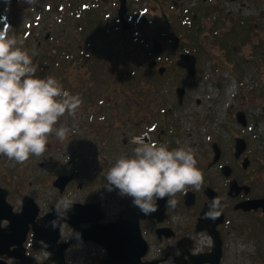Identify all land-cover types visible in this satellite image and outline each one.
<instances>
[{
	"label": "flooded vegetation",
	"instance_id": "flooded-vegetation-1",
	"mask_svg": "<svg viewBox=\"0 0 264 264\" xmlns=\"http://www.w3.org/2000/svg\"><path fill=\"white\" fill-rule=\"evenodd\" d=\"M151 1L158 6V10L165 8L160 0H150V4ZM170 2L169 10L174 15L185 8L181 0ZM203 2H210L207 10L212 9L214 13L222 9L215 0ZM137 3L146 4V0H138ZM108 4V15L115 17V24H106L108 43L101 45L98 42L103 33L93 34V37L89 35V53L86 45H79V56L75 57V61L78 60V65L84 68L90 54L100 56V53L110 55L114 51H125L126 56L117 59L118 72L112 78L114 85L109 83L103 93H91L90 97L82 95V101L86 99L88 102H91V96L96 95L94 99L98 101V106L91 109L84 101L76 114L71 116L72 124L67 121L66 115L61 118L58 125L68 127L72 133L73 139L66 140L68 150L59 156L47 150L40 160H33L35 156H31L25 163H19L20 171L16 175L5 177L0 170V190L4 192H0V226L7 230L11 225L9 218L17 221L10 226L7 239H0V264H34L30 260L22 263L17 257L21 248L14 244L22 238L25 221L30 219L24 203L33 207L35 203L39 211L35 225L40 227L43 220L57 215V201L66 194L74 200L73 207H76L65 214L63 236L59 230L60 244L56 243V252L54 256L49 254L47 262L38 263L34 258L37 251L43 250L32 248L29 237H36V232L28 226L24 244L37 264H57L51 260L57 257L59 261L61 252L69 264L66 250L71 252L76 244L89 246L88 253H97L101 263L105 264V260L110 258V250L129 245L130 239H141L145 244L139 264H184L185 260L181 258L184 254L190 262L188 255L192 261L198 241L204 242L203 239L209 240L212 247L202 253L205 256L212 255L213 250L212 256H215L219 248L218 264H229L227 251L231 248L230 239H241L240 246L248 253V257L245 254L244 258L241 257V264H264V134L260 133V127L264 126V107L259 108L256 95L250 96L245 90H234L230 85L229 91H223L213 84L209 87L212 95L206 97L208 101L205 103V106H210L202 108L203 101L194 91L203 78L199 74L202 67L200 60L193 52L196 39L199 41L198 34L203 30L218 29L216 38L221 50L227 52L228 60H224L231 68H239L242 61L252 67L257 65L256 50L249 55V59L241 60L243 50L234 46L236 44L228 43L229 36L236 31V20L231 17L232 14L220 16L221 27L217 22L209 27L204 24L196 38L189 33V38L185 39L179 37L175 21L171 23L164 13L165 24H158L150 16L151 12L135 11L131 0H127L128 10L124 17L120 12L121 0H111ZM205 17L208 18V15L205 14ZM125 21L131 28L129 24L125 25ZM193 21L189 19V27L197 26ZM103 26L100 24V32H103ZM146 26L150 30L143 35L141 29ZM155 28L158 34L153 31ZM83 31L84 28L80 31L81 35ZM97 43L100 46L96 49ZM211 45L217 44L205 43L208 50ZM126 46L131 47L133 53ZM158 50L160 53L156 52ZM127 51L131 55L130 60H126ZM236 51L239 55L234 56ZM183 56L197 58L194 76L180 66ZM99 62L100 66L109 68V60L97 57L94 62L89 61L98 66ZM131 68L138 74L132 81ZM230 77L238 79L233 74ZM231 102L235 106L220 109L217 113L209 109L214 104ZM137 138L146 143L167 145L169 149L181 146L192 148L196 153L197 167L203 173L200 189L189 187L185 192L178 193L174 197L177 200L175 207L166 206L167 198L159 200L158 211L151 215L140 212L133 206L132 199L121 196L119 190L109 191L108 170L117 158L134 155ZM37 167L41 174L47 175L46 178H53L50 187L56 191L54 198L46 197L40 191L43 185L38 181L41 175H36ZM23 175H27V179L32 178L26 186L17 184ZM3 181L4 186L1 184ZM2 198L9 208L2 209ZM214 200L219 201L215 208L212 207ZM210 210L215 213L214 218H209ZM68 220L77 223V226L64 222ZM44 229L49 231V225ZM139 253L140 249L135 251V257ZM38 254L37 258L41 260L43 255Z\"/></svg>",
	"mask_w": 264,
	"mask_h": 264
},
{
	"label": "rangeland",
	"instance_id": "rangeland-1",
	"mask_svg": "<svg viewBox=\"0 0 264 264\" xmlns=\"http://www.w3.org/2000/svg\"><path fill=\"white\" fill-rule=\"evenodd\" d=\"M109 1L111 0H70L71 4L68 5L64 0H40V3L35 6V8H32L33 6L27 3L26 0H0V30L4 29L6 25L11 26L9 35H12L14 32L13 35L23 37L24 48L28 44L26 49L29 50L30 55L35 53V55H32V58L34 60H36L35 56L44 53L42 52V50L38 52H35L34 50L40 49L43 45H47L48 38L50 41L54 39V42H58L59 39L61 41V43L59 44H63L65 49H68L66 50L68 52H65L64 55L62 53H58L60 56H64L63 64L61 66L59 65V68H57V64H54L55 66H53V64H50V62H48L47 60H42V63L48 62V64H50L47 68V71H45L41 70L42 68H40L38 62H35V64L39 67L37 76L41 77V74L43 73L48 76H53L58 79L63 85L64 89L69 91L71 94H78L81 99L83 98L82 95L90 97L91 93H103L108 88L109 83H114L112 82V78L118 72L117 64L119 62L117 61V59H119L120 57L124 58L126 56L125 51H123L122 53H117L114 51L111 52L110 55H108L107 53L102 55L100 53V56L93 53L90 54V57L87 58L86 62L84 63L85 68L76 66L78 64V60L75 61V57L79 56V45H86L88 49L87 53H89L90 48L87 44L88 42H90L89 35L93 37V34H98V32L103 33V37L98 42L101 43V45L108 43V39L106 38L105 34L109 30L106 24H115L114 16L110 17L109 19L107 18V21L104 19L105 14L109 13ZM135 1L136 0H131V2H133V6L135 7V11H140L143 8H148L149 13L151 12L150 16H153L155 18V22L157 21L158 24H165L163 13L171 23L172 21H176L177 23L175 22L174 26L176 27L177 32L180 33V37H183L185 39L189 38V33L193 35V38H196L197 34L199 33L198 30L202 29V25L204 24L209 27L213 22H217L218 26L221 27V23H219V20L221 19L220 16L223 15L225 11V16H228V12L232 11L234 14H232L231 17L235 18L236 21L238 19L248 21L249 28L253 24L257 23V27H255L256 32L251 30L241 31V29H238L235 33L236 36L234 39L233 35L229 36L230 43H236V45L234 46L243 50V52H241L242 57L239 58L241 60L244 59V57H246V59H249V55L254 54L255 49L253 47L255 45L251 42V39L255 40V34L258 35L257 39L255 40L256 46L258 47L256 53L259 56L262 55L261 47L264 42V0H230L231 2L229 0H215L218 4L223 5L224 7L223 11H215L213 15V18L215 19H208L207 17H205V14L208 12L206 9L209 7L208 3L210 2L204 3L203 0H181V2L185 5V8L176 11V15H174L170 11V0H160L165 6V8H161V10H158V6L152 1V4H150V0H146L147 5H139L138 3H134ZM90 2L101 3L102 5L99 9L96 10L93 17L89 16L88 12L86 13V10L83 11L81 10V8L78 10L80 5ZM49 5L53 6V10L47 11ZM59 5L65 6V9L61 10V13H58V11H56L57 6ZM69 6H72L74 10H72V8ZM187 10H191L192 12H187ZM92 11H94V9ZM75 12H77V14L82 13L83 17H81V19H76L74 14ZM158 16L160 17V19H158ZM63 17H67V20L63 19ZM187 18L195 20L197 27L194 29H190L191 27H189V24L183 25V22L187 20ZM29 23H32V27ZM100 24H104L103 32H100L98 29L100 28ZM82 28H84L83 35L80 34ZM141 30V33L143 35H146V30L148 31L150 30V28L147 27L145 31H143V29ZM153 31L158 34L157 28L153 29ZM28 33L29 36L27 35ZM217 34L218 29H215L213 31H206L205 29L198 34L199 41L197 42L196 39V43L194 45V55H196V57L200 60L202 66L199 74L201 78L203 77L200 81V85L194 91L195 94L199 96L198 99L203 101L202 108L210 106L208 104L205 106V103H207L208 101V98L206 97L208 95H212L211 88L209 89L210 85L214 84V86H219L223 91H229L230 85H234V80L230 77L232 74L237 76L238 79H236V82L238 84L241 83L244 86L242 90L250 93V96L256 95L258 107H264V61L260 62L259 58L256 57L257 65L254 64L253 67L250 66V64H245L244 61L239 63V68L229 67L230 65L225 62V60H228L227 52L221 50V47L219 46L220 42H218V38H216ZM244 37L247 39L246 44H243ZM99 43H97L96 49L100 46ZM113 43H116V41H113ZM205 43H214L217 45H211L210 49L208 50L205 46ZM200 47L201 50H199ZM228 47L230 48V45ZM125 48L133 53L131 47L126 46ZM102 49H104V47H102ZM48 52L49 51H47V53ZM238 52L239 51L234 52V56L239 55ZM128 53L129 52L127 51L126 60H130L129 58L131 57V55ZM224 53L225 55L223 57L222 55ZM97 57L100 59L109 60V68L100 66V62L99 66L89 63L90 60L94 62ZM260 60H264V57L261 56ZM130 72L133 76L131 81L135 80V77L138 75L135 74V69L131 68ZM250 81H252L251 84ZM135 86H138V84H136ZM245 87L249 88L246 89ZM127 90L131 91V88H128ZM95 96L96 95L91 96V102L86 101V99L83 100V102L86 101L87 107L94 109L98 106V101L94 99ZM223 97H225L226 99L225 95ZM233 106H235L233 102L224 105L214 104L213 107L209 109L212 112L217 113L220 109H228ZM193 109H196L195 103L193 105ZM66 118L69 123H73V118L71 117V115L66 114ZM59 126L60 125H57V127ZM260 129V133L264 134V126L260 127ZM93 134L95 135V133ZM71 135L72 133L70 131L65 140L59 141L53 134L49 137L47 150L51 154L57 156L61 155L63 151L68 150L67 145L69 143L66 142V140L73 139ZM213 138L216 139V137ZM45 154L40 157L35 156L33 157V160H40L43 156H45ZM19 168V163H17L16 161L9 160L5 156H0V170L5 177L9 175L19 174ZM35 170L36 175H41L38 181H41L43 185L40 189L42 194L46 197L54 198V195H57L56 191L50 187V183L52 182L53 178H46L47 175L45 173L41 174V170L39 169V167H37V169ZM31 179V177L27 179V175H23L21 179H18L17 184H28ZM1 184L4 186L5 182L3 181ZM43 201L46 202L47 200ZM49 201L50 203H52V200ZM44 208L45 207H43L42 209ZM30 227L32 228L33 226L30 225ZM240 240L241 239L228 240V243L231 244V248L229 249V251H227L229 264H241V257L244 258V254L248 257V253L243 250V247L240 246ZM203 241L204 242H202V240L198 241V248L196 249V253L193 257H197V254L202 255V253L206 252L208 248H212L209 240L203 239ZM88 248L89 246L76 244L71 252L66 250V261L69 264H102L99 255L97 253H88ZM39 252L41 255H43L41 257V260L37 258ZM37 255L34 256V258L39 261L38 263L47 262L48 258H50V255L45 251H37Z\"/></svg>",
	"mask_w": 264,
	"mask_h": 264
},
{
	"label": "clouds",
	"instance_id": "clouds-1",
	"mask_svg": "<svg viewBox=\"0 0 264 264\" xmlns=\"http://www.w3.org/2000/svg\"><path fill=\"white\" fill-rule=\"evenodd\" d=\"M35 8L40 0H26ZM11 26L0 30V156L25 163L31 156H42L53 134L59 141L67 138L70 129L59 124L66 114L74 116L81 107V97L65 90L53 76H37L38 65L24 48V38L9 35ZM134 155L117 158L107 173L109 191L119 190L132 199L133 206L145 215L158 211V201L167 198V207H175L174 197L192 187L199 190L203 173L197 167L195 151L181 146L146 143L137 138ZM69 195L56 204V218L49 222L53 229L74 205ZM219 201L214 200L215 208ZM63 209V214L61 213ZM215 213L210 210L209 218ZM72 231V230H71ZM71 234V233H70Z\"/></svg>",
	"mask_w": 264,
	"mask_h": 264
},
{
	"label": "water",
	"instance_id": "water-1",
	"mask_svg": "<svg viewBox=\"0 0 264 264\" xmlns=\"http://www.w3.org/2000/svg\"><path fill=\"white\" fill-rule=\"evenodd\" d=\"M160 52V51H156ZM195 64H196V58L191 57V56H183L181 58L180 66L184 67L190 76L195 75ZM4 206V199L2 198V208ZM26 211L28 212L29 209H33L32 215H30V219L25 221V227L23 229V234L22 238L19 239L17 242L14 244H17L20 249V254L17 255L18 259L24 263L28 259L26 258L25 251L22 249V244L25 241V234L28 231V226L33 225L34 231L36 232V238H35V248L36 249H45L53 254L56 252V246H57V241L59 237V228L53 229L52 227L49 226V231H45L44 227L46 225H49V222L54 220L56 216H51L50 218L43 220L40 225L41 227H38L37 225L34 224L35 218L37 217L38 210H35L34 207L28 203L26 206ZM4 209V208H3ZM11 221V225L13 226L17 221H14L12 218H9ZM15 219V218H14ZM1 217H0V222H1ZM64 222H69L74 226H77V223H74L70 220L64 221ZM60 223H63V221H60ZM10 226L7 230H1L0 228V239H7L8 237V232L10 230ZM49 234V235H48ZM50 238V239H49ZM44 241L45 243H42ZM127 241V240H124ZM49 243V244H48ZM129 245L126 246H120L119 248L116 249H111L110 250V258L108 261H105L106 264H139L140 261V256L143 254V247H145V244L141 242V239L133 240L130 239ZM140 249V253L135 257V251H138ZM216 255L215 256H201V257H195L192 259L193 263H204V262H212V264H218V254H219V248L216 249ZM147 253V250L145 251L144 254ZM24 255V256H23ZM186 256V254L183 255V257ZM57 257H54V260H56L59 264H63V255L61 252V256L59 261L56 259ZM182 260H184L182 258ZM31 261V260H30ZM188 264V263H184Z\"/></svg>",
	"mask_w": 264,
	"mask_h": 264
},
{
	"label": "trees",
	"instance_id": "trees-1",
	"mask_svg": "<svg viewBox=\"0 0 264 264\" xmlns=\"http://www.w3.org/2000/svg\"><path fill=\"white\" fill-rule=\"evenodd\" d=\"M253 29V28H252ZM256 49H257V47H256Z\"/></svg>",
	"mask_w": 264,
	"mask_h": 264
}]
</instances>
